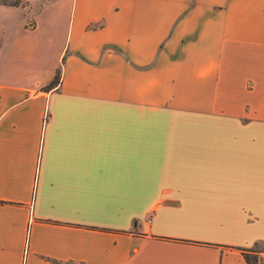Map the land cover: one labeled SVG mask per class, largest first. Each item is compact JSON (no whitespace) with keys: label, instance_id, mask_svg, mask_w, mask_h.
Returning a JSON list of instances; mask_svg holds the SVG:
<instances>
[{"label":"crops","instance_id":"obj_1","mask_svg":"<svg viewBox=\"0 0 264 264\" xmlns=\"http://www.w3.org/2000/svg\"><path fill=\"white\" fill-rule=\"evenodd\" d=\"M259 245L264 0L0 4V264H247Z\"/></svg>","mask_w":264,"mask_h":264},{"label":"rangeland","instance_id":"obj_2","mask_svg":"<svg viewBox=\"0 0 264 264\" xmlns=\"http://www.w3.org/2000/svg\"><path fill=\"white\" fill-rule=\"evenodd\" d=\"M51 1L52 0H0V4H5V5H8V6L9 5H11V6L14 5V6H17V7H20V8H27L28 7L29 10L34 11V10L42 7L43 5H45V4H47V3L51 2ZM16 13L20 17V19H22V17H23L22 16L23 15L22 11L21 10H16ZM17 14H16V18H17ZM255 250L261 251V252L264 253V251L262 250L261 245L257 246L255 248ZM259 258L260 259L264 258V255L262 257H258L257 260Z\"/></svg>","mask_w":264,"mask_h":264},{"label":"trees","instance_id":"obj_3","mask_svg":"<svg viewBox=\"0 0 264 264\" xmlns=\"http://www.w3.org/2000/svg\"><path fill=\"white\" fill-rule=\"evenodd\" d=\"M59 79H60V70L58 69L53 79L45 86V88L49 89V88H52L53 86H56L59 83ZM256 253L257 252L255 250H241V254L247 264H256L257 262L256 260L258 258Z\"/></svg>","mask_w":264,"mask_h":264},{"label":"built area","instance_id":"obj_4","mask_svg":"<svg viewBox=\"0 0 264 264\" xmlns=\"http://www.w3.org/2000/svg\"><path fill=\"white\" fill-rule=\"evenodd\" d=\"M256 264H264V258H259L256 262Z\"/></svg>","mask_w":264,"mask_h":264}]
</instances>
